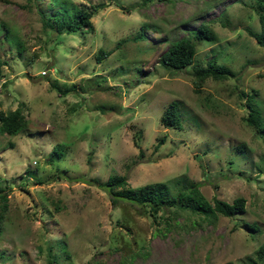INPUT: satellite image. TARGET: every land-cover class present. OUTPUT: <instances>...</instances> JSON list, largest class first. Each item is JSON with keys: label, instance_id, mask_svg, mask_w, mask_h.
I'll return each instance as SVG.
<instances>
[{"label": "rangeland", "instance_id": "rangeland-1", "mask_svg": "<svg viewBox=\"0 0 264 264\" xmlns=\"http://www.w3.org/2000/svg\"><path fill=\"white\" fill-rule=\"evenodd\" d=\"M56 1L0 0V111L21 102L27 121L0 132V264H264V140L243 119L247 102L264 116V47L245 31L260 29L258 0H71L93 29L69 33L42 25L38 9ZM200 21L216 40H196L185 67L161 64ZM99 47L111 52L96 61ZM211 58L234 74L195 91L193 66ZM171 100L178 128L159 120ZM111 173L132 187L179 175L209 200L242 196L244 210L205 218L169 207L152 221L92 180Z\"/></svg>", "mask_w": 264, "mask_h": 264}, {"label": "trees", "instance_id": "trees-1", "mask_svg": "<svg viewBox=\"0 0 264 264\" xmlns=\"http://www.w3.org/2000/svg\"><path fill=\"white\" fill-rule=\"evenodd\" d=\"M94 4L93 6L96 10L97 8L104 7L106 3L97 2ZM50 5L54 7L52 9L49 8V11H46V9H38V11L40 13L42 25L53 30L55 33H69L78 28L84 30L93 29L91 22L92 12L86 8L79 7L71 0H68V2L57 0L55 4ZM254 8L258 15L257 18L260 23V29L254 31L246 27L245 31L248 35L252 36L259 45L264 47V3L258 0ZM143 26H145V23L140 26L138 33L133 35V38L136 39L141 37V34L144 33ZM216 38L217 36L214 30L205 22L200 21L196 28L193 29L191 36H181L170 41L166 48L159 53L158 61L168 67H185L192 62L196 40L205 39L213 42ZM17 41L21 42L16 38L13 43L17 45ZM18 50L20 49L18 48ZM110 52L111 49L103 50L99 47L95 54L96 61H99ZM3 63L4 61L0 59V65ZM205 63L206 64L203 66H193V75L195 77L194 84L197 86L194 87L195 91H198V86L206 77L223 79L234 74L227 66L219 64L217 61L215 62L214 58L207 59ZM138 70L141 72L140 69ZM51 86L56 90L61 89L59 85L56 84V80L51 81ZM71 90H73V84L63 89L65 92ZM241 94L245 95L244 92H241ZM248 98L247 96L246 99L248 100ZM175 106L176 102L173 100L167 103L159 117L161 124L174 128L180 127V117L177 114ZM246 107L247 113L243 116V119H245V122L249 126H252L256 132L259 131L264 140V116L261 114L260 108L248 102L246 103ZM26 125L27 121L22 112L21 102L13 109H9L6 112L0 111V132L13 135L18 133L21 129H24ZM162 142L163 137H160L155 146H158V144ZM62 148L63 145L61 143H56L52 148V152L59 157L62 154ZM92 180H94V182L96 181L95 184L100 185L107 191L110 201L113 204H116L117 201L120 200L145 206L152 221H158V218L161 217V215L158 214L159 210H164L169 207H173L175 210L188 209L191 212H198L205 218H214L216 214L232 216L244 210V198L242 196H235L230 202L215 196L209 200L200 191L198 181H188L185 178L179 177V175L172 178L170 184L164 181H150L135 187L130 186L125 175L119 173L108 174L103 183H98V180L93 178ZM6 200V194L4 191H1L0 188V230L4 214L7 210ZM175 210H173V212H175ZM165 218H168V216L164 217V219ZM245 225L253 231L258 228V225L254 221L245 223ZM257 251L259 254L264 255V242L258 246ZM51 259L55 261V257L51 256Z\"/></svg>", "mask_w": 264, "mask_h": 264}]
</instances>
